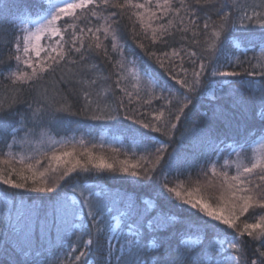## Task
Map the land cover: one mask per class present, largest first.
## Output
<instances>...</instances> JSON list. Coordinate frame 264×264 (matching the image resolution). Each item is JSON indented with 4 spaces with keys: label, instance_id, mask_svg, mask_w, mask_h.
<instances>
[{
    "label": "snow or ice",
    "instance_id": "1",
    "mask_svg": "<svg viewBox=\"0 0 264 264\" xmlns=\"http://www.w3.org/2000/svg\"><path fill=\"white\" fill-rule=\"evenodd\" d=\"M150 5L151 0L136 4H131L130 0H125L123 4H112L111 0L50 2L45 9L47 15L35 31L24 28L21 30L22 35L15 37L14 41L0 45V63L16 61L15 70H11L5 79L17 93L10 101L0 102V117L6 114L17 115L15 108L21 103L20 93L25 86L34 88L46 78L45 74L55 73L63 64L80 65L84 69L76 79L80 85L78 107L59 93L50 94L45 88L38 92L33 103L26 102L27 110L18 114L16 124L11 127L0 125V142L7 149H0V157H3L0 164L7 165L6 168H0V185L60 197L58 188L77 172H109L146 183L155 180L161 196L167 194L166 198L175 199L180 205H187L188 210H194L193 214L205 235L208 231L214 232L208 245L200 241L201 247L195 248L194 242L187 240L178 247L174 259L156 260L155 264H264V158L247 164L235 162L234 174L226 170L232 165H222L221 168L225 170L221 171L217 168V161L212 160L206 168L197 172L194 185L188 183L191 181L190 172L187 180L177 177L173 183L162 163L168 153V145L160 141L159 146H156L154 138L149 135L159 133L171 140L186 110L193 105L194 96L200 91L204 80L220 77L224 80L216 82L227 84L229 94L234 97L233 104L244 116L245 125L249 104L241 88L253 89L255 81L260 80L258 95L254 94L257 105L254 119L260 125L258 135L264 136V0L252 5L241 3V0H163L162 3L157 0V11H152ZM40 7L45 8V5L41 3ZM109 7L120 10L126 7L144 9L150 13V21L163 20L164 23L158 28H152L149 37L146 29L152 25L144 24V13H131L140 22L143 35L153 44H167L165 37H174L178 32L181 40L188 41L190 46L200 51L198 53L190 46L179 49L173 47L170 53L161 51L160 56H157L156 51H145L163 69L159 76L143 69L151 76V79L145 81L138 62L127 59L125 46L119 42L117 29L113 28V24L119 27L121 12L110 13L109 20H105L102 28L77 29L71 23V20L77 19V10L81 13L87 11L99 19L98 11ZM61 20H64L63 24L59 23ZM70 28L72 31H69ZM255 29L260 30L261 41L257 45L260 47V55L253 56L252 60L256 61L253 63L252 60L241 58L246 56V52L237 55L236 50ZM85 31L90 34L87 43ZM101 32L105 40L110 39L111 50L119 59L113 60L109 55L108 46L100 39ZM45 36L49 37L47 46L41 44ZM138 46L142 50L145 48L143 43ZM93 54H103L113 70L111 75L103 74L96 64L91 63ZM186 61L190 69L185 67ZM245 63L248 68L244 67ZM112 76H115V80L106 84L112 80ZM240 77L249 79L241 81L237 79ZM157 88L159 96L155 95ZM142 91L145 97H141ZM165 92L167 95H164ZM134 97L141 104H151L155 98L163 101V105L150 119L144 112L137 116L135 110L128 108L125 103L127 101L131 104ZM172 108L176 109L175 113ZM122 111L133 114L121 118ZM59 112L73 117L83 116L96 122H113V127L127 129L130 135L138 136L144 142L143 154L137 157L133 153L134 162L121 160L117 167L116 163H107L102 155H95L83 140L77 142L82 149L77 153L76 144H72L71 150H68L67 144L49 139L46 151L37 150L35 155H21L17 158L13 152L14 146L19 144L23 147L37 129H40L39 135L43 136L47 118ZM20 131H24L23 137L19 136ZM246 131L250 136L257 135V130L252 127H246ZM5 137H10L12 142L8 143L7 139H3ZM99 147L103 148V144ZM113 151L118 153L119 149ZM81 157L85 159L82 161ZM171 159L169 156V168L172 166ZM15 164L20 167H15ZM14 176L16 179H13ZM216 179L220 181L218 189L215 194L210 193L205 198L202 189L215 187ZM71 193L73 195L65 194L57 201L62 218L73 223L74 234L77 236L74 243H68L62 264H89L91 252L102 249L105 255L99 264H150L143 259L145 243L141 231L146 230L145 224L130 214L126 223L113 217V209L94 198L87 188L73 186ZM49 199H53V195H49ZM81 213L84 214L83 220H80ZM77 220H80L78 230L74 224ZM113 220L115 223H112ZM123 228L127 229V235L122 231ZM84 236L88 237L87 240L83 239ZM249 242H255L251 245V256L247 255ZM152 246L159 248L161 245ZM91 264H97V260L93 258Z\"/></svg>",
    "mask_w": 264,
    "mask_h": 264
},
{
    "label": "trees",
    "instance_id": "2",
    "mask_svg": "<svg viewBox=\"0 0 264 264\" xmlns=\"http://www.w3.org/2000/svg\"><path fill=\"white\" fill-rule=\"evenodd\" d=\"M50 0H0V45L14 41L15 37L22 35V23L26 19L40 17L45 15L47 5ZM147 0H130L131 4L146 3ZM162 3L163 0H160ZM260 0H241V3L252 5L259 3ZM43 3L45 8H41ZM112 4L125 3V0H111ZM157 0H151V10L157 11L155 5ZM91 7V6H90ZM113 12H121L120 24H113V28L117 29L119 42L125 46L126 56L128 60L135 59L140 67L141 74H146L143 69H147L149 73H155L159 76L163 69H160L155 59H150L145 51H156L157 56L161 55V51L171 52L172 48L179 49L182 46L189 47L188 41L181 40L180 33H176L174 37H165L168 43L163 42L153 44L148 37L143 35L140 22L136 16L131 13H144L143 22L145 25L151 23L152 27L147 28L148 36H151L152 28H158L163 20H149L150 13L145 12L144 9H134L126 7L120 10L116 7H109L98 11L99 19L92 17L91 13L85 11L83 13L77 10V19L71 20L77 29L83 27L85 30L88 27H103L105 20H109V14ZM251 14V9H249ZM159 15V12L157 13ZM175 19V18H173ZM64 23V20L59 22ZM175 31V29H171ZM69 31H72L70 28ZM159 35V33H157ZM88 34L85 31V41L87 43ZM100 39L104 45L108 46L109 55L113 60L119 59L116 53L111 50L110 39L105 40L103 32L99 33ZM240 35V34H237ZM191 36V33H188ZM55 39H59L56 37ZM67 39V36L65 37ZM231 39H235L232 37ZM261 35L260 30L255 29L253 33L249 34L248 39L241 44L240 48L236 50V54L246 52V56L241 58L244 60H252L253 56L260 55ZM49 37L41 40V44L47 46ZM143 43L145 48L142 50L138 45ZM192 50L199 53V49L195 46H190ZM6 51V49H5ZM34 55V54H33ZM43 56L44 53H41ZM231 55V54H229ZM207 63V59L204 61ZM253 63L256 61L252 60ZM91 63L98 66L99 70L105 75L112 74L111 65L106 61L103 54L96 56L93 54ZM167 66V61H166ZM23 67V66H21ZM185 67L190 69V65L185 62ZM245 68L248 64L245 63ZM16 61H5L0 63V102L10 101V98L17 93L9 86V81L5 79L11 70H15ZM84 69L80 65L63 64L57 69L55 73L45 74V79L40 81L34 88L25 89L21 96V103L16 105L15 112L17 115H4L0 117V125L9 126L16 124L19 119V113L27 110V103H33L37 98L38 92L47 88L49 93H59L60 96L67 98L74 103L76 107L79 106L78 94L80 85L76 83V79L81 75ZM63 77V79H62ZM167 79V77H164ZM145 81L148 79L144 77ZM151 79V76H149ZM241 81L249 79L248 77L237 78ZM112 80L106 82L112 83ZM224 78L216 77L206 78L201 86L200 91L194 96L193 105L186 110V114L182 117L177 129L172 134V139L169 140L159 133H149L154 138V143L159 146L160 141H164L168 145V153L166 154L164 164L165 173L169 174V180L176 182L177 177L181 180L188 179V173H191V181L189 185H194L197 172L201 168H206L209 161L216 160L218 170L221 168L223 157L226 155V149L232 144L240 147H250L256 139H258L259 122L254 119L256 110L255 95H258L260 87V80L255 81L253 89L246 87L241 88L245 100L248 101L249 111L247 113V125L244 123V116H242L240 109L233 104L234 97L230 95V90L226 83H217L216 81H223ZM155 83V81H153ZM127 83V82H123ZM105 84V86H106ZM130 86V85H129ZM214 87L216 96H208L207 91ZM237 87H240L237 85ZM221 91V92H219ZM118 92V90H117ZM118 95H122L118 93ZM141 97H145V93H140ZM156 96L160 95V91L156 89ZM164 95H167L165 92ZM27 102V103H26ZM128 108L135 110L137 116L141 112L147 113L150 119L157 110H160L163 101L153 98L151 104L138 103L136 98H133L131 104L125 101ZM115 107V105H113ZM176 109L172 108L175 113ZM132 115V112L122 111L121 118L124 115ZM167 112L165 116L167 117ZM173 122L174 116L172 117ZM231 122V127L229 126ZM124 123H129L125 121ZM113 122H96L91 121L83 116H68L66 113H53L45 122L43 129L44 135L40 136V129H37L33 136L21 147L19 144L14 146L13 152L19 158L21 155H35L38 151H46L49 147V139L52 141H62L68 145V150H71L72 144L77 145V153L82 151L77 142L83 140L85 145L92 150V152L99 156L102 155L107 163H116L119 167V161L129 160L134 162L133 153L138 157L143 154L144 142L138 137H133L127 132V129L121 127H113ZM237 124L239 127H237ZM198 126V127H197ZM138 127V126H137ZM246 127H252L257 130V135L250 136L246 131ZM102 132H109L111 135L122 137L126 142H136L141 144V148L136 151L131 149H123L115 146L103 145L99 141ZM20 137L24 136V131H20ZM8 143H11L10 137H5ZM67 140V141H66ZM97 147L93 148V145ZM59 147V143L57 144ZM0 149H4V144L0 142ZM113 149H119V152H114ZM7 151V149H4ZM155 150L154 148L152 149ZM169 156L171 159V168L169 165ZM3 159V157H0ZM85 158L81 157L83 161ZM7 165L0 164V168H6ZM19 168V164H15ZM179 169V171H178ZM181 172L183 175H181ZM230 173V172H229ZM232 174V173H230ZM13 179H16L14 176ZM51 182V181H50ZM219 179L214 181L215 187L209 186L202 189L205 198L208 194H215L219 187ZM93 185L102 190L104 194L109 195L119 203L125 214L124 223L129 221V214L133 218L139 219L145 224L146 230L141 231L144 237L145 251L143 259L148 260L150 264H155L156 260L174 259L177 254L178 247L187 239H198V244L195 248L201 247L200 241L203 245H208L214 232L208 231L207 234L200 229V222L194 210H188L187 205H180L175 199H168L167 194L160 195L158 183L154 181L144 182L136 181L134 178L113 174L109 172H77L73 173L66 182H63L58 188L60 197L65 194L71 196V188L73 186H84L87 184ZM196 193H194L195 195ZM49 195H53V199H49ZM9 197L15 203L11 211L13 219L4 220L0 217V264H37L44 260V264H62L63 258L60 261H50V256L54 253L58 254L63 251L64 242H75L77 236L74 234L73 223L67 222L62 218V213L59 210L57 201L60 197H55L54 194L32 193L24 190L11 189L7 186L0 185V197ZM19 202L26 204L21 212H16L15 209ZM148 206H152L153 210L149 211ZM22 214V215H20ZM84 215V214H83ZM163 217L165 221L160 225L149 226L150 221L154 217ZM84 219V217H83ZM243 219V218H242ZM76 224V221L74 222ZM223 227V226H221ZM78 230V229H77ZM68 238V239H67ZM87 236L83 239L87 240ZM247 240L248 238L245 237ZM249 242L247 247V255L251 256L253 248ZM153 244L161 245L159 248L153 247ZM105 250L97 252L93 250L89 257V264L92 259L99 261L104 258Z\"/></svg>",
    "mask_w": 264,
    "mask_h": 264
},
{
    "label": "rangeland",
    "instance_id": "3",
    "mask_svg": "<svg viewBox=\"0 0 264 264\" xmlns=\"http://www.w3.org/2000/svg\"><path fill=\"white\" fill-rule=\"evenodd\" d=\"M50 2H60V0H50ZM46 15H47V13L45 15H41L40 17L31 18V19L29 18V19L24 20L22 23V28L23 29L28 28L31 31H35V29L37 27H39L40 22H42V18ZM45 37H48V36H45ZM141 75L143 77H146L149 79V75L143 74V73ZM219 92H221V91H219ZM206 93L210 97H212V96L214 97V96L219 94L216 92L214 87H211ZM62 141H59V142H62ZM99 141L101 144L108 145L109 147L115 146V147H120L123 149H131L133 151H136L139 148H141L140 143L131 142V141L126 142L124 139H122V137L119 138V136L111 135L109 132H102L100 134ZM225 152H226V155H224V157H223V163H224V165H226V164L232 165L231 167L227 168L226 170H228L230 173L234 174L235 170H236L234 167L235 162L241 161V162L247 164L252 160L264 158V136L256 139L255 142L250 147H240L238 145L232 144L230 147H228L226 149ZM223 170H225V169H223ZM79 187L89 189L91 191V193L93 194L94 198L102 201L104 204H107L109 207H111L113 209V212H112L113 217L120 218L121 221L124 223L125 214L123 213L121 208L119 209V206H118L119 203L117 201H115L109 195L102 193L103 192L102 190L94 187L93 185H91V183L84 185V186H79ZM14 206H15V203L9 197H6V196L0 197V217H2V219H4V220L13 219L11 211L13 210ZM24 208H26V204L19 202L15 211L21 212L24 210ZM148 210L152 211L153 207L148 206ZM20 215H22V214H20ZM83 217H84V215H83V213H81L80 220H83ZM139 219H141V218H139ZM80 220L76 221V224H75L76 229H78ZM164 221H165V219L163 217L156 216L153 218L152 221H150L149 226L152 227L155 224L160 225ZM112 223H115V220H113ZM122 231L124 232L125 235H127V229L126 228H123ZM68 243L69 242H64L63 246H62V247H64L63 251H60L58 254L53 253L49 258L50 261H60L64 257V253L67 250ZM37 264H44V260H41Z\"/></svg>",
    "mask_w": 264,
    "mask_h": 264
}]
</instances>
